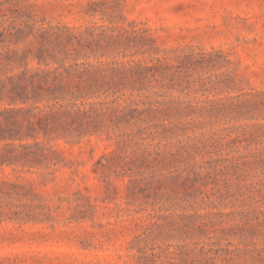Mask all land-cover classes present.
I'll return each mask as SVG.
<instances>
[{"label": "rangeland", "instance_id": "374dc122", "mask_svg": "<svg viewBox=\"0 0 264 264\" xmlns=\"http://www.w3.org/2000/svg\"><path fill=\"white\" fill-rule=\"evenodd\" d=\"M25 22L133 23L168 67L135 119L0 168V264H264V0H0L1 52Z\"/></svg>", "mask_w": 264, "mask_h": 264}, {"label": "trees", "instance_id": "16d2710c", "mask_svg": "<svg viewBox=\"0 0 264 264\" xmlns=\"http://www.w3.org/2000/svg\"><path fill=\"white\" fill-rule=\"evenodd\" d=\"M146 32L133 23L82 30L22 23L12 36L13 44L23 42L25 49L0 51V168L23 167L30 156L35 162L31 147L46 157L39 135L47 144H77L99 132L98 119L105 113L121 107L117 119L126 123L143 113L134 106L152 105L145 100L168 58L157 55ZM3 36L0 32V43Z\"/></svg>", "mask_w": 264, "mask_h": 264}]
</instances>
